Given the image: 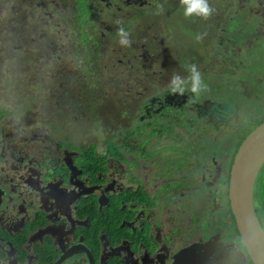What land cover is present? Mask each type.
I'll list each match as a JSON object with an SVG mask.
<instances>
[{
  "label": "flooded vegetation",
  "instance_id": "flooded-vegetation-1",
  "mask_svg": "<svg viewBox=\"0 0 264 264\" xmlns=\"http://www.w3.org/2000/svg\"><path fill=\"white\" fill-rule=\"evenodd\" d=\"M50 1L37 8L46 10ZM172 2L53 0L63 23L69 20L67 9L74 11L75 49L79 46L96 59L103 43H117L120 27L130 33L131 46L135 38L163 44L164 34L144 18ZM21 3L33 12L35 0ZM81 3L89 12L81 10ZM209 3L216 9L209 18L214 41L200 70L208 90L196 97L190 91L179 96L169 92L168 84L152 82L159 92L149 94L138 106L140 114L132 115V125L125 127L107 129L102 124L101 130H72L81 122L90 124L87 108L95 90L83 83L66 88L68 82L58 76L64 68L56 66L47 76L57 75L53 78L58 89L43 94L52 103L55 93L67 98L62 102L67 104L64 117L28 114L21 76L34 75L30 81L41 87L39 74H32L37 67L27 71L12 67L16 60L7 48L0 66V264H253L240 243L229 203V180L240 145L264 122L260 120L251 131L236 130L234 154L218 158L209 147L189 152L182 147V116L194 122L183 127L189 137L195 134L211 141L239 127L233 122L230 126L239 114L246 125L256 122V110L242 112L243 100L231 103L224 94L232 90L245 100L264 98V0ZM6 5L11 30L14 0ZM98 5L111 14L109 22ZM42 23L40 17L29 33L24 25L21 47L13 44L12 35L6 43L21 52L27 49L26 41L32 42L41 53L33 54L38 61L46 52L52 62L59 45L47 40L48 33H41ZM115 51L122 55V50ZM166 72L163 67L153 70V75L161 79ZM143 85L138 87L148 90ZM125 86L131 90L130 84ZM95 107L100 108L98 103ZM108 117L113 119L114 114ZM186 155L187 164L182 159ZM256 194L255 188L254 203ZM189 253L191 258L182 259Z\"/></svg>",
  "mask_w": 264,
  "mask_h": 264
},
{
  "label": "rangeland",
  "instance_id": "rangeland-1",
  "mask_svg": "<svg viewBox=\"0 0 264 264\" xmlns=\"http://www.w3.org/2000/svg\"><path fill=\"white\" fill-rule=\"evenodd\" d=\"M42 1L46 0H35V4H32L33 12L27 11L29 5L27 3H21V0L15 5L17 8L21 9V14L25 11V27L28 30L38 26L36 21L41 17L43 20L41 33H48V41H55L59 45L60 51L57 55L52 54V62L47 60L45 53H42V57L45 58L38 61L37 56H41L36 45L28 46L25 51L16 52V48L10 44L6 43L7 48L12 49L13 52H9L14 56L16 60L15 65L6 63V66L12 65V67L19 66L20 71L26 69L27 67L36 65L37 70L32 74H39L36 78L42 84V90L40 86L33 85L30 80L34 75H25L22 74L21 80L22 84L25 85L24 89L27 91L26 95V106L28 109V114H37V115H47L51 116L47 119L58 118L61 114L62 116L58 119H62L65 115L64 109L67 104L62 102H67V98H60L59 93L54 94V101L51 102L49 96H45L43 91L47 92L50 89H58V85H55L54 78H49L47 75L48 72H54L53 68H64L58 76H64V81H67L68 84L66 88H73L79 84H82L86 87L91 86L95 91L92 93L93 99L89 103L91 106L87 108L90 110L92 118L90 119V124L86 122H81L79 125L74 126L76 129L71 128L72 130H80L85 132L86 130H101L102 124L105 125L107 129H114L115 127L132 125V115H138L139 109L138 106L148 98L149 94H156L159 91L152 85V82H162L168 84L170 78L174 73H178L181 76L187 77L188 71L187 66L190 64H195L201 70L204 69L206 65V57L208 56L209 51L212 48L214 38L212 37V25L209 19L199 20L197 16L185 17L184 15V6L181 5L180 0H173L166 8L162 10H157L155 12H150L144 20L147 22H152L157 31L162 32L163 35V44L159 40L152 42L149 38H135L134 45L131 47H123L117 43L106 41L104 44V49H101V55L96 59V56L90 57L81 47L75 49L77 37L75 36L77 24L73 20L74 11L72 8L68 10L69 20L66 19V22H62V18L59 16L61 11L57 10L53 4V0L50 1L48 6H45L47 9L42 10L37 8V4H41ZM49 1V0H48ZM81 10L89 12L87 6L83 3ZM102 5H98V10L102 9ZM102 11V15L109 22L111 20V14L107 13L105 10ZM32 13L34 16H32ZM6 14V12H4ZM66 14V10L65 13ZM6 18H9L11 14H8L7 11ZM2 18H0L1 22ZM82 22L83 20H79ZM15 29V27L13 28ZM10 35H15V30H9ZM207 33L204 39L198 42L195 37L197 34ZM68 34V35H66ZM150 37V36H149ZM45 47V41L43 40ZM114 43V44H112ZM61 44L64 46L62 47ZM108 48V49H107ZM45 49V48H44ZM107 51H104L106 50ZM122 50V55L115 51ZM31 52L36 54L34 57V63L27 60V57ZM131 52L130 54L133 57H124V52ZM36 52V53H35ZM105 52V54H103ZM6 56L0 53V56ZM138 56V57H137ZM85 57V58H84ZM123 62V64L120 63ZM163 65V66H162ZM165 67L166 73H163L162 78L153 75V70H157ZM180 68V70H178ZM36 69V68H35ZM34 71V69H33ZM23 72V71H22ZM181 72V73H180ZM53 76V75H52ZM210 78V77H209ZM35 81V79H34ZM11 83H14V79L10 80ZM7 83V81H6ZM47 83V84H46ZM119 83H122L119 86ZM137 83V84H135ZM139 83H143L142 87H149L148 90H143L138 87ZM44 84V86H43ZM130 84V89H128ZM137 86H135V85ZM4 85V83H3ZM124 85V86H123ZM12 89H10L11 91ZM18 90V88H17ZM56 91V90H55ZM71 92V91H70ZM31 96L28 97V94ZM76 95V93L74 94ZM224 96L228 101L234 103L237 100H243L242 105L243 111L245 113H251L252 110H256L257 120L254 124L246 125L242 123L243 114H239L235 117L234 120L230 122V126H233V122L236 126L229 129L228 134L225 138L214 139L213 141L209 139H204V137L197 136L193 134L189 137L185 132L184 126H192L194 122H188L182 116V147L191 151L192 149H201L204 147L211 148L216 152L218 158L224 156H232L237 149L235 143L237 141V136L239 133H244L245 129H250V131L261 121L264 122V98L262 96L256 98H250L245 100L239 93L236 91H226ZM74 99H79L78 97ZM12 100V98H11ZM61 101V102H59ZM96 103L99 104L100 108H96ZM75 104V102L73 103ZM44 107V108H43ZM182 108H186L182 106ZM38 110V111H37ZM100 110L99 114H95L96 111ZM169 111V109H167ZM36 112V113H35ZM41 112V113H40ZM60 112V113H58ZM114 114L113 119L109 118L108 115ZM244 113L245 116H247ZM87 114V111H86ZM100 115L102 119L95 117ZM122 115V116H121ZM130 115V116H128ZM248 117V116H247ZM102 121V123L100 122ZM202 124V122H200ZM253 125V126H251ZM194 129V128H191ZM236 130L239 132L237 133ZM186 135L187 137L183 136ZM196 142L198 145H196ZM183 160L187 161L188 156H183ZM259 186H257V194L255 197V209L257 210L258 219L261 221L264 227V167L260 172V175L257 179ZM259 189V193H258ZM196 200V197H195ZM191 202L190 200H188ZM197 201V200H196Z\"/></svg>",
  "mask_w": 264,
  "mask_h": 264
},
{
  "label": "water",
  "instance_id": "water-1",
  "mask_svg": "<svg viewBox=\"0 0 264 264\" xmlns=\"http://www.w3.org/2000/svg\"><path fill=\"white\" fill-rule=\"evenodd\" d=\"M263 166L264 123L240 145L229 180L230 208L240 243L253 264H264V229L254 203L256 182ZM184 256L191 258L190 253L182 255V259Z\"/></svg>",
  "mask_w": 264,
  "mask_h": 264
},
{
  "label": "clouds",
  "instance_id": "clouds-1",
  "mask_svg": "<svg viewBox=\"0 0 264 264\" xmlns=\"http://www.w3.org/2000/svg\"><path fill=\"white\" fill-rule=\"evenodd\" d=\"M181 5L184 6L185 17L197 16L202 19H209L216 11L209 0H180ZM121 24L122 21H117ZM119 36V44L123 47H131L132 41L130 33L124 27H120L117 31ZM207 33L197 34L195 39L200 42L204 39ZM188 76L184 77L178 73H174L170 78L167 89L173 95L183 96L190 91L193 97L199 96L201 93L208 90V85L204 81L203 74L195 64L187 66Z\"/></svg>",
  "mask_w": 264,
  "mask_h": 264
},
{
  "label": "trees",
  "instance_id": "trees-1",
  "mask_svg": "<svg viewBox=\"0 0 264 264\" xmlns=\"http://www.w3.org/2000/svg\"><path fill=\"white\" fill-rule=\"evenodd\" d=\"M16 1L17 0H14V4L15 5L17 4ZM7 2H8V0H0V18H2V20L0 22V53L1 54L7 53L6 38H8L10 36L8 18L5 17L7 15L4 13V12L7 13V5H6ZM11 20H13V23H12V26H11L10 29L11 30H15V33H16L15 35H12L13 44L17 48H19L22 45H24L23 35H24V30H26L25 27H24L26 22L24 23L22 18H21V8H17L15 6L14 14L12 15V19ZM14 27H15V29H13ZM28 33H29V30H28ZM26 45H27L26 47H28V46L31 47L33 45V43L29 42V41H26ZM34 57L35 56L33 54H31V53L27 57V60L31 61L32 65H33V63L35 61ZM3 62H4V57L1 55L0 56V66L4 65ZM16 67H18V66L16 65ZM53 77L56 79L57 75H53ZM261 171H262V169H261ZM259 175H260V173H259ZM257 186H259L258 181L256 182V187H255L256 191H257ZM258 192H259V189H258Z\"/></svg>",
  "mask_w": 264,
  "mask_h": 264
}]
</instances>
